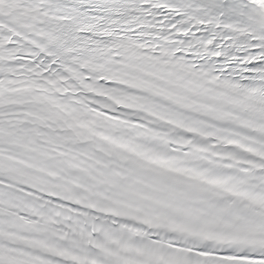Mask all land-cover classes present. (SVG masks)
<instances>
[{"label":"snow or ice","instance_id":"1","mask_svg":"<svg viewBox=\"0 0 264 264\" xmlns=\"http://www.w3.org/2000/svg\"><path fill=\"white\" fill-rule=\"evenodd\" d=\"M0 264H264V0H0Z\"/></svg>","mask_w":264,"mask_h":264}]
</instances>
